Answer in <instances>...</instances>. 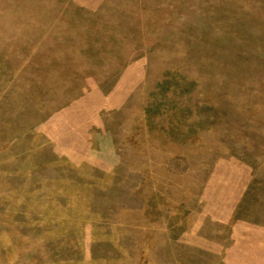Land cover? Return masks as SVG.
Segmentation results:
<instances>
[{"label":"rangeland","instance_id":"374dc122","mask_svg":"<svg viewBox=\"0 0 264 264\" xmlns=\"http://www.w3.org/2000/svg\"><path fill=\"white\" fill-rule=\"evenodd\" d=\"M0 264H264V0H0Z\"/></svg>","mask_w":264,"mask_h":264}]
</instances>
